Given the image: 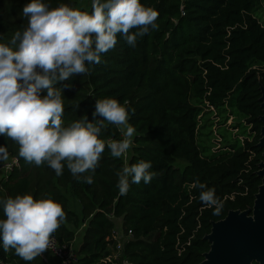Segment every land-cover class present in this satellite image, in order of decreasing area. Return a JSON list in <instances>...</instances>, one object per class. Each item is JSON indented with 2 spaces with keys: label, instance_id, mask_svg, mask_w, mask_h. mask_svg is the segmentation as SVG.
I'll return each mask as SVG.
<instances>
[{
  "label": "trees",
  "instance_id": "trees-1",
  "mask_svg": "<svg viewBox=\"0 0 264 264\" xmlns=\"http://www.w3.org/2000/svg\"><path fill=\"white\" fill-rule=\"evenodd\" d=\"M28 2L0 0V43L9 44L27 25L22 7ZM43 2L76 7L77 0ZM258 2L141 0L159 12L158 27L139 37L135 47L117 34L115 47L101 54L100 64L86 62L87 74L57 87L69 85L62 91L65 126L82 115L93 120L96 100L128 101V123L135 133L127 162H150L156 177L148 184L143 180L130 184L127 194L120 195L117 173L125 160L112 157L107 145L94 173L74 177L62 162L63 173L57 176L46 162L36 166L19 158L18 145L0 135V146L19 161V167L0 180V219L7 197L28 193L51 198L66 214L53 237L72 243L84 228L74 264H119L110 256L117 218L128 234L121 249L127 264H201L210 249L205 237L212 223L230 210L252 208L262 183L257 172L264 161V149L258 145L263 126L264 25L254 15ZM91 5L79 9L90 13ZM45 94L46 89L41 90V96ZM207 107L239 114L242 122L236 125L243 127L245 137L236 134L238 138L228 139L221 134L223 146L215 151L200 145L204 137L200 115ZM100 138L121 140L122 134L119 127L107 124ZM88 175L91 184L84 182ZM197 179L214 188L223 201L220 215H213V209L200 201V189L191 187ZM0 256L8 264H54L40 256L24 261L14 250L5 252L2 241Z\"/></svg>",
  "mask_w": 264,
  "mask_h": 264
},
{
  "label": "clouds",
  "instance_id": "clouds-1",
  "mask_svg": "<svg viewBox=\"0 0 264 264\" xmlns=\"http://www.w3.org/2000/svg\"><path fill=\"white\" fill-rule=\"evenodd\" d=\"M91 8L89 13L66 3L50 7L43 0H29L22 7L27 25L13 34L9 44L0 43V135L18 145L19 158L36 166L46 162L57 176L63 173L62 162L74 177L94 173L107 145L112 157L125 159L117 173V187L120 195H126L130 184L142 180L148 184L157 175L150 171V162H127L135 133L128 123V101L121 104L110 97L96 100L93 120L82 115L65 126L62 91L69 85L57 84L87 74L86 62L100 64L101 54L115 47L117 34L135 47L139 37L158 27L159 12L141 0H92ZM44 89L46 94L41 96ZM106 122L119 127L123 139H101ZM8 159L7 147L0 146V162ZM84 182L93 183L92 176H85ZM191 187L200 189L199 199L213 209V215L221 214L223 201L214 188L198 179ZM3 213V249L14 250L24 261L53 250V234L66 219L60 203L28 193L7 197Z\"/></svg>",
  "mask_w": 264,
  "mask_h": 264
},
{
  "label": "water",
  "instance_id": "water-1",
  "mask_svg": "<svg viewBox=\"0 0 264 264\" xmlns=\"http://www.w3.org/2000/svg\"><path fill=\"white\" fill-rule=\"evenodd\" d=\"M263 123L259 147L264 149V87L260 86ZM264 158V152H263ZM257 174L262 178L252 208L230 210L223 219L212 223L206 235L210 249L201 264H264V161Z\"/></svg>",
  "mask_w": 264,
  "mask_h": 264
},
{
  "label": "rangeland",
  "instance_id": "rangeland-1",
  "mask_svg": "<svg viewBox=\"0 0 264 264\" xmlns=\"http://www.w3.org/2000/svg\"><path fill=\"white\" fill-rule=\"evenodd\" d=\"M91 5V1L89 0H77L76 2V8H84L87 10L89 6ZM254 15L258 20L264 25V0H259L257 7L254 10ZM222 112H218L216 109L212 107L204 108V110L201 112L200 115V127L201 132L203 133L204 137L199 142L202 146L211 147V150H217L218 148H221L223 146V141L221 134L226 136V138L230 139L233 137H237L236 134H239V138L245 137L246 134H243L242 130L243 127L240 125V128L236 124L238 122H242V117L237 114L235 111L231 112L229 109H227L224 113L220 114ZM225 117V118H223ZM242 124V123H241ZM120 129V128H119ZM249 128L246 127V132H248ZM211 130V135L208 134V131ZM123 138V136H122ZM238 138V137H237ZM228 143H225L227 145ZM131 152V149L129 153ZM177 164V163H176ZM180 164L183 165L181 162ZM1 173H0V180H1ZM71 207L74 209H77L78 204L74 201H71ZM116 226H115V232L118 237H126L128 234H125L124 231L121 229V219L117 218L115 219ZM84 225L82 226V228ZM84 230V228H83ZM82 235H77L72 242L73 248L77 249V246L81 243ZM118 240L116 239V243ZM113 260H119V264H127L126 259L122 255V251H118L116 248V244H114L111 248V255ZM107 260H109V257ZM119 257V258H118ZM118 258V259H117Z\"/></svg>",
  "mask_w": 264,
  "mask_h": 264
},
{
  "label": "built area",
  "instance_id": "built-area-1",
  "mask_svg": "<svg viewBox=\"0 0 264 264\" xmlns=\"http://www.w3.org/2000/svg\"><path fill=\"white\" fill-rule=\"evenodd\" d=\"M122 158L124 159V157ZM14 159L18 160L15 157H9L8 161L0 162L1 179L5 178L14 168L19 167V161L18 163H13ZM113 238L115 240L117 250L121 251L122 241L125 237H118L114 231ZM116 239L118 240L117 243ZM52 246L55 247L53 250L45 251L40 255V258L43 261L54 264H74L77 262L78 254L73 248L72 243H60L55 237H53ZM0 264H8V260L0 256Z\"/></svg>",
  "mask_w": 264,
  "mask_h": 264
},
{
  "label": "crops",
  "instance_id": "crops-1",
  "mask_svg": "<svg viewBox=\"0 0 264 264\" xmlns=\"http://www.w3.org/2000/svg\"><path fill=\"white\" fill-rule=\"evenodd\" d=\"M82 230L83 229H80L76 234L79 235V236L82 235Z\"/></svg>",
  "mask_w": 264,
  "mask_h": 264
}]
</instances>
